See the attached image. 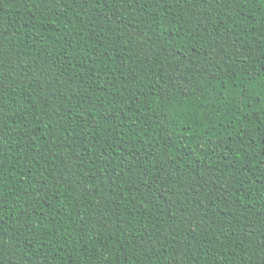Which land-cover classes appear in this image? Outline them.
I'll return each instance as SVG.
<instances>
[{
	"label": "trees",
	"instance_id": "trees-1",
	"mask_svg": "<svg viewBox=\"0 0 264 264\" xmlns=\"http://www.w3.org/2000/svg\"><path fill=\"white\" fill-rule=\"evenodd\" d=\"M0 264H264V0H0Z\"/></svg>",
	"mask_w": 264,
	"mask_h": 264
}]
</instances>
